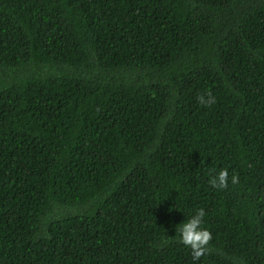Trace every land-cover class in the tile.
<instances>
[{"label":"trees","instance_id":"trees-1","mask_svg":"<svg viewBox=\"0 0 264 264\" xmlns=\"http://www.w3.org/2000/svg\"><path fill=\"white\" fill-rule=\"evenodd\" d=\"M0 264H264V0H0Z\"/></svg>","mask_w":264,"mask_h":264},{"label":"clouds","instance_id":"clouds-1","mask_svg":"<svg viewBox=\"0 0 264 264\" xmlns=\"http://www.w3.org/2000/svg\"><path fill=\"white\" fill-rule=\"evenodd\" d=\"M207 95V99L205 96ZM199 103L210 106L215 103L214 97L210 93L201 94L197 97ZM212 187L217 189H225L229 183V173L227 169H220L210 180ZM232 184L239 183V177L233 174L231 177ZM205 211L199 208L189 219L180 223L178 228L180 234V242L190 248L193 260H199L208 251L209 242L212 239L211 232L202 227Z\"/></svg>","mask_w":264,"mask_h":264}]
</instances>
